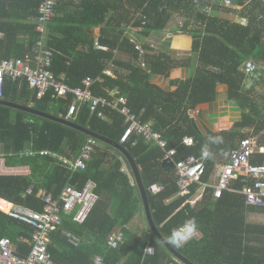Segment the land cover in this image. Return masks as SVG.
Returning <instances> with one entry per match:
<instances>
[{"label":"trees","instance_id":"1","mask_svg":"<svg viewBox=\"0 0 264 264\" xmlns=\"http://www.w3.org/2000/svg\"><path fill=\"white\" fill-rule=\"evenodd\" d=\"M214 1L208 0L212 5L216 4ZM232 1L242 4L244 0ZM40 2L0 0L1 59L31 52L37 38L35 18ZM201 2L57 0L55 15L48 24L47 46L54 50L50 69L56 76L63 73L65 82L73 88L83 87L82 81L87 76L102 77L101 82L91 85L93 95L106 96L108 91L118 90L139 120L150 122L167 140L169 148H177V158L209 150L211 156L203 176L207 180L214 163L226 159L241 139L255 136L264 144V29L253 16L246 25L210 16ZM257 3L260 1H252ZM174 14L182 15L181 26L185 29L195 25L186 30L190 42L183 56L152 49L155 46L146 41L153 33L163 31ZM96 27H99L97 37L93 34ZM128 29L134 36L126 34ZM131 37L141 41L145 49L144 68L138 63ZM177 41L172 43L173 48L182 47ZM249 59L258 66L250 76L242 68ZM181 67L193 70L184 79H170V71ZM107 69L112 70L114 77L104 73ZM156 75L168 80L167 89L151 81ZM220 84L226 85L227 99L241 117L229 130L203 134L188 112L197 105L213 102ZM259 86L263 89L259 90ZM3 98L24 105L33 103L39 110L62 117L73 99L71 95L55 98L51 91L36 99L23 78L6 79ZM104 114L105 118L98 117L84 103L73 121L119 142L125 127L122 116L109 109ZM184 136H192L194 146L182 145ZM217 137L222 142L214 143ZM134 138L122 145L138 164L154 222L163 236L168 240L172 229L188 218L197 221L199 236L183 247L171 244L178 252L195 264H264V224L247 221V214L264 213V209L245 205L243 194L229 190L213 199L212 189H207L194 205L184 204L190 196H176L173 166L161 160L162 149L140 138L134 142ZM85 139L84 134L73 128L0 106L1 155L7 166L29 168L27 175L0 174V198L42 210L39 191L57 197L65 186L80 189L91 179L96 183L98 200L85 221L78 224L71 216H63L62 228L78 236L81 243L74 247L59 230L53 231L48 249L55 262L84 264L99 254L107 264H181L147 226L140 234L129 229L128 224L142 210L141 200L136 185L122 169L124 162L129 170L128 164L117 150L97 141L83 169L73 170L58 160V155L73 160ZM43 150L48 153L40 155ZM262 160L263 157L256 156L252 163ZM129 173L132 175L130 170ZM154 183L161 184L163 189L152 194L148 188ZM242 184L237 180L232 187L241 190ZM195 190L193 186L192 195ZM118 228L124 232V243L118 249H106V237ZM31 233L27 224L0 211V237L10 238L18 254L25 256L29 252ZM148 243L154 247L153 255L143 253Z\"/></svg>","mask_w":264,"mask_h":264},{"label":"built area","instance_id":"2","mask_svg":"<svg viewBox=\"0 0 264 264\" xmlns=\"http://www.w3.org/2000/svg\"><path fill=\"white\" fill-rule=\"evenodd\" d=\"M56 3L57 0H41L37 7L35 18L37 38L31 52H26L19 57L0 58V99L3 98L6 79L23 78L36 99H41L49 91L55 98H66L71 95L73 99L64 116L67 119L73 120L79 106L84 103L89 104L90 112H97V116L101 118H105L104 110L106 109L116 111L125 123L120 142H126L132 136H137L144 142L159 146L163 151L161 160L173 166L178 191L176 196H190L184 204L194 205L207 189H212L213 199L219 198L224 190H229L243 194L245 205L264 209V144H260L257 137L247 136L238 141L227 154L226 159L214 163L207 180H204L207 162L211 156L209 150H203L198 155L189 154L177 158L179 152L177 148H169L167 140L160 132L153 129L150 122L139 120L128 106L127 98L120 95L116 89L109 91L106 96L93 95L91 85L101 82L102 77L87 76L82 81L83 87L73 88L65 82L64 76H56L50 69L54 50L48 47L46 42L48 24L55 15ZM194 3L198 4L197 1ZM223 3L231 7L235 6L232 0H223ZM204 9L208 11L207 8ZM131 42L138 52V63L144 68L145 49L141 42L133 38ZM150 46L152 47L153 44ZM98 47L106 49L102 46ZM242 68L245 74L251 75L256 70V65L247 60ZM104 73L112 74L110 69L105 70ZM189 112H191L190 117H194L199 110L195 108ZM181 144L192 147L195 140L192 136H184ZM95 145H97L95 139L86 137L73 160L60 156L59 161L68 164L73 170L83 169L85 162L94 152ZM39 153L44 155L48 152L44 150ZM205 153L208 155L206 156ZM256 156L263 157L261 163H252V159ZM237 180L243 183L241 190L232 187ZM193 186L196 190L192 195ZM95 188L96 183L88 179L80 189L71 185L65 186L57 197L39 191L38 196L43 202L42 210L31 209L0 198V211L11 219L27 224L32 229L31 248L25 256L17 253L15 244L10 238L0 237V264H58L48 249L51 233L59 230L72 246L80 244L79 237L62 228L63 216H71L76 223H83L98 200ZM162 189L161 184L154 183L149 186L148 191L155 194ZM28 192L30 193L31 190ZM197 236H199L198 232L195 237ZM124 241V232L118 228L108 234L105 247L108 250L118 249ZM143 253L152 255L154 247L149 243L146 244ZM85 264H107V262L103 255L96 254Z\"/></svg>","mask_w":264,"mask_h":264},{"label":"crops","instance_id":"3","mask_svg":"<svg viewBox=\"0 0 264 264\" xmlns=\"http://www.w3.org/2000/svg\"><path fill=\"white\" fill-rule=\"evenodd\" d=\"M213 1L214 0H212V2ZM252 1H257V0H244L242 2V4L234 3L235 6L231 7V6L225 5L223 3V0H216V4L215 5L209 4L208 0H202L201 6H203L202 7L203 10H205L204 8L208 9L207 13L210 16H217V17H219L221 19L229 20V21H232V22H235V23H239V24H242V25H246L248 23V21H249V18L253 16L259 22L258 26L261 27L262 29H264V0H258V1H260V3H257V4H252ZM183 22H184V19L182 18V15L174 14L171 17L170 21L168 22L166 28L163 31L155 32L157 34L154 33V36H156V35L159 36V39L161 40V45L160 46H155L152 49H155V48L159 49L160 48V49H163V50L166 49L165 51H167L168 49H171L170 47L172 46V43L174 41H176V39L178 40L176 43L179 46H182L181 48L179 47L178 49H184V50L187 49L188 44L190 42V37H189L190 35H189V32L186 31V30H190V28L195 27V25L188 26L187 29H185L184 28L185 26H181ZM95 29L97 30L96 35L98 36L99 35V27H96V28L93 29V34H94L95 37H97L95 35V33H94ZM48 30H49V28H48ZM0 34H1L0 38H2V33H0ZM126 34H128L129 36L132 35V34L134 35V33H133V31L131 29H128ZM47 35H48V32H47ZM47 35H46V42H47ZM149 38L150 37H148L146 39L147 42L151 41V39H149ZM180 38H182V40ZM149 43L153 44L151 42H149ZM167 52H169V51H167ZM249 60L252 61L255 64L253 59H249ZM257 67L258 66L256 65V69H257ZM189 70L190 69L183 68V67L172 69L170 71L169 78L170 79H184L190 74ZM110 71L112 72V70H110ZM60 75L64 76L63 73L60 74ZM60 75H58V76H60ZM110 76L114 77L113 72H112V74ZM151 81L153 83H155L156 85L160 86L163 89H167L168 88V80L164 79L160 75L154 76L151 79ZM249 81H250V78H247V80H246V82L248 83L247 86H249L251 84V82H249ZM173 88L174 87H172V89ZM226 90H227L226 85H223V84L217 85V87H216L217 95H216L215 100L213 102H210V103H204V104H200V105L196 106V109L199 110V113L198 114H194V117H191V118L193 120V123H194L195 127L199 131H201L203 134H205L206 132H209V131L218 132L220 130H229V129L232 128V124L235 121L240 119L241 114H239V110L234 108L231 105V103L228 101ZM107 94H108V92H107ZM220 99L221 100H227L229 102V104H226V103L223 102L222 104L219 103V105H218L217 102ZM29 105L33 106V103H29ZM231 106L234 109L233 111L230 110V111H232L231 112L232 115H227V117H225V118L221 117L220 120H218L216 123H214V125L213 124H209L208 120L206 119L205 113L203 115V112L212 113V112H217L219 110H227L228 107H230V109H231ZM237 111H238V113H237ZM188 113H189V116H190L191 112H188ZM198 115L202 116V127L196 124V120H197V116ZM209 125L212 126L211 130H208V128H209L208 126ZM245 131L250 133L252 130L251 129H245ZM134 139H135L134 142H136V140H138V137L135 136ZM146 143H148V142H146ZM149 144L152 145L151 143H149ZM0 149H1V146H0ZM27 152L29 153V151H27ZM53 156L55 157L56 155H53ZM56 157L59 160L60 155H58ZM66 165H68V164H66ZM122 169L127 172L128 176L130 178V181L132 183H134L133 179H132L133 177L129 173L127 165L124 162H123ZM28 173H29L28 166H20V165L7 166L6 163H5V158H4L3 155H1V151H0V174H2V175H27ZM140 213H141V210L139 212H137L135 217L128 224L129 229H131V227L133 226L135 218H137V216L139 217ZM254 213H257V212H254ZM148 235H150L149 232H148ZM80 243H81V241H80ZM74 247H77V246H74Z\"/></svg>","mask_w":264,"mask_h":264},{"label":"water","instance_id":"4","mask_svg":"<svg viewBox=\"0 0 264 264\" xmlns=\"http://www.w3.org/2000/svg\"><path fill=\"white\" fill-rule=\"evenodd\" d=\"M0 106H5L13 110L22 111L27 114L40 117V118L73 128L77 130L78 132L84 134L86 137L93 138L96 141L107 144L111 146L112 148H114L115 150H117L122 155L126 163L128 164L129 170L132 173L133 182L136 185L138 193H139V197L141 200V207H142V210L145 216V221H146L149 231L154 235V237L164 247V249L168 251L169 254H171L177 261H179L182 264H195L194 262L187 259L183 254L178 252L176 248L168 242V240L163 236V234L158 229L157 225L154 222L152 213H151L147 190L144 186L138 164L136 163L134 157L130 154V152L120 142H117L97 132H94L87 127L81 126L73 120L62 117L61 115H56L52 112H46L43 110H39L29 104L24 105L18 102H14L11 100L1 98Z\"/></svg>","mask_w":264,"mask_h":264},{"label":"rangeland","instance_id":"5","mask_svg":"<svg viewBox=\"0 0 264 264\" xmlns=\"http://www.w3.org/2000/svg\"><path fill=\"white\" fill-rule=\"evenodd\" d=\"M96 32H97V30L95 29L94 30L95 35H96ZM155 34H157V33H155ZM149 39H151V41H149V42L153 43V46H160L161 45V40L159 39L158 35L154 36V33H153ZM170 48L171 49L167 48L168 49L167 51L171 52V54L173 53L175 56H177V55L183 56L184 54H186L184 52L185 51L184 49L173 48L172 46ZM261 69H259V70H261ZM192 70H193V68H190V70H189L190 74H191ZM258 89L261 90L263 88L259 86ZM223 102L226 104H229V102L227 100H221V99L217 102V104L219 105V103L222 104ZM230 110H232V111L234 110L232 106H231V109H230V107H228L227 110H219L217 112H212V113L203 112V115L205 113L206 119L208 120L209 124L214 125V123H216L218 120H220L221 117L225 118V117H227V115H232V113H231L232 111H230ZM237 113H238V111H237ZM239 114H241L240 111H239ZM196 124L202 127V116H199V115L197 116ZM208 127H209L208 130L212 129L211 125H209ZM243 131H245V129ZM256 209L261 210L258 208H256ZM140 214H139V217L137 216V218H135L133 226L131 227V230L133 232L135 231L136 233H139V234L142 233L143 230H145L146 226H147L143 210H141ZM247 221L250 223H254V224H264V213H258V212L257 213H249V214H247ZM139 247H140V245L138 246V248L136 250H138Z\"/></svg>","mask_w":264,"mask_h":264},{"label":"clouds","instance_id":"6","mask_svg":"<svg viewBox=\"0 0 264 264\" xmlns=\"http://www.w3.org/2000/svg\"><path fill=\"white\" fill-rule=\"evenodd\" d=\"M112 90H114V89H112ZM112 90H110V91H112ZM119 142H120V140H119ZM213 142L214 143H220V142H222V138L217 137V138H215V140ZM205 155L207 156L208 153H205ZM197 232H198L197 221L194 218H188L183 223L177 225L175 228L172 229V231L168 237V242L170 244L174 245L175 247H178V248L183 247L184 245L189 243L195 237Z\"/></svg>","mask_w":264,"mask_h":264},{"label":"bare ground","instance_id":"7","mask_svg":"<svg viewBox=\"0 0 264 264\" xmlns=\"http://www.w3.org/2000/svg\"><path fill=\"white\" fill-rule=\"evenodd\" d=\"M154 251H155V250H154ZM153 254H154V253H153ZM153 254H152V255H153ZM181 264H182V263H181Z\"/></svg>","mask_w":264,"mask_h":264}]
</instances>
